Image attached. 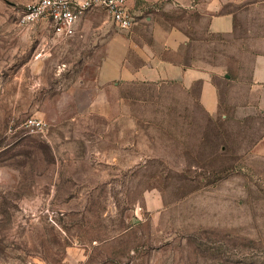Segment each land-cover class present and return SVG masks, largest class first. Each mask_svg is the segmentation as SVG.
I'll use <instances>...</instances> for the list:
<instances>
[{
    "label": "rangeland",
    "instance_id": "rangeland-1",
    "mask_svg": "<svg viewBox=\"0 0 264 264\" xmlns=\"http://www.w3.org/2000/svg\"><path fill=\"white\" fill-rule=\"evenodd\" d=\"M32 1L0 0V264H264V160L248 155L264 118L237 109L243 85L220 86L219 118L171 86L125 85L140 124H77L98 24L61 41L20 24ZM30 117L47 130L24 131ZM107 132L140 146L107 163L92 147Z\"/></svg>",
    "mask_w": 264,
    "mask_h": 264
},
{
    "label": "crops",
    "instance_id": "crops-1",
    "mask_svg": "<svg viewBox=\"0 0 264 264\" xmlns=\"http://www.w3.org/2000/svg\"><path fill=\"white\" fill-rule=\"evenodd\" d=\"M126 4L134 18L127 30L113 25L116 31L109 34V18L100 9L86 12L76 24L71 38L90 33L93 23L101 34L91 58L94 74L80 87L89 94L91 108L70 115L80 119H75L77 124L92 118L96 121L85 124L110 128L124 125L121 119L126 117L133 119V127L140 124L141 115L119 108L122 88L139 84L171 86L194 101L207 118L222 116V84L243 85L236 97L243 104L237 109H256L264 118V0H127ZM104 137L101 146L92 147L103 151L107 163L120 164L126 150L140 146L110 142L108 132ZM248 155L264 160V132Z\"/></svg>",
    "mask_w": 264,
    "mask_h": 264
},
{
    "label": "built area",
    "instance_id": "built-area-1",
    "mask_svg": "<svg viewBox=\"0 0 264 264\" xmlns=\"http://www.w3.org/2000/svg\"><path fill=\"white\" fill-rule=\"evenodd\" d=\"M127 0H33L23 7L20 24L29 26L45 22L49 31L61 38L68 39L75 35L76 24L88 11H104L115 27L129 29L134 18L130 14ZM22 128L28 133L41 134L48 128V123L36 117L27 118Z\"/></svg>",
    "mask_w": 264,
    "mask_h": 264
}]
</instances>
